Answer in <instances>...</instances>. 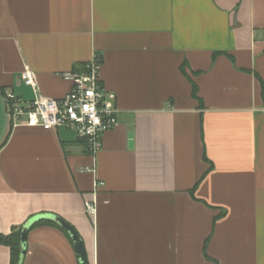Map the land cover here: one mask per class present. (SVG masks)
I'll return each mask as SVG.
<instances>
[{
    "label": "crops",
    "instance_id": "crops-1",
    "mask_svg": "<svg viewBox=\"0 0 264 264\" xmlns=\"http://www.w3.org/2000/svg\"><path fill=\"white\" fill-rule=\"evenodd\" d=\"M95 54L119 109L96 156L72 131L12 125L5 92L37 96L26 66L61 100ZM263 94L264 0H0V236L46 214L89 264H264ZM24 264L79 260L43 225Z\"/></svg>",
    "mask_w": 264,
    "mask_h": 264
},
{
    "label": "built area",
    "instance_id": "built-area-1",
    "mask_svg": "<svg viewBox=\"0 0 264 264\" xmlns=\"http://www.w3.org/2000/svg\"><path fill=\"white\" fill-rule=\"evenodd\" d=\"M101 70L102 60L95 54L81 72L65 76L66 80L72 82V90L63 99L54 100L38 96L37 75L26 66L21 73V81L37 96L33 101L26 103L13 92H5L12 125L41 128L46 131H72L85 143L88 153L96 156L103 147V136L119 125L117 95L103 87ZM80 171L95 173V168H82ZM85 211L95 217L96 201L86 202Z\"/></svg>",
    "mask_w": 264,
    "mask_h": 264
},
{
    "label": "water",
    "instance_id": "water-1",
    "mask_svg": "<svg viewBox=\"0 0 264 264\" xmlns=\"http://www.w3.org/2000/svg\"><path fill=\"white\" fill-rule=\"evenodd\" d=\"M42 221H50L58 225L63 231H65L70 239L73 242L79 264H89L88 257L84 248L82 239L76 232V230L66 221L62 220L59 217L54 215H39L31 218L22 228L21 232V247H22V256L20 264H24V260L27 254L28 249V235L35 224H38Z\"/></svg>",
    "mask_w": 264,
    "mask_h": 264
},
{
    "label": "trees",
    "instance_id": "trees-1",
    "mask_svg": "<svg viewBox=\"0 0 264 264\" xmlns=\"http://www.w3.org/2000/svg\"><path fill=\"white\" fill-rule=\"evenodd\" d=\"M196 92H197V88L194 87V95H196ZM263 96H264V94H263ZM43 225L44 226H51V227H59L58 225H56L53 222L42 221L38 224H35L31 230H33L34 228H36L38 226H43ZM22 228H20L17 232H13L11 235H9L7 237L0 236V243L6 245L10 249V254H11L10 264H20V262H21V256H22L21 232H22Z\"/></svg>",
    "mask_w": 264,
    "mask_h": 264
}]
</instances>
